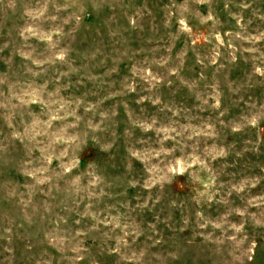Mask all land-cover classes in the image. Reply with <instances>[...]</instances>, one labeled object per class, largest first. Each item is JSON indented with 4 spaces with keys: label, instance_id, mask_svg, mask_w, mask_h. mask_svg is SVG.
I'll return each instance as SVG.
<instances>
[{
    "label": "rangeland",
    "instance_id": "rangeland-1",
    "mask_svg": "<svg viewBox=\"0 0 264 264\" xmlns=\"http://www.w3.org/2000/svg\"><path fill=\"white\" fill-rule=\"evenodd\" d=\"M0 264H264V0H0Z\"/></svg>",
    "mask_w": 264,
    "mask_h": 264
}]
</instances>
